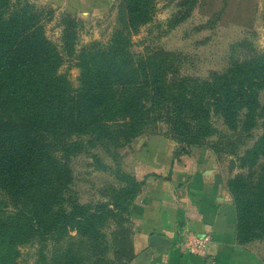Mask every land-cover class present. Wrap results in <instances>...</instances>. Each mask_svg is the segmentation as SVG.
Listing matches in <instances>:
<instances>
[{
  "label": "trees",
  "instance_id": "16d2710c",
  "mask_svg": "<svg viewBox=\"0 0 264 264\" xmlns=\"http://www.w3.org/2000/svg\"><path fill=\"white\" fill-rule=\"evenodd\" d=\"M126 4L127 30L151 21L152 0ZM52 15L29 0H0V236L18 245L36 234L47 238L84 230L98 256L95 241L102 221L129 212L142 183H131L113 207H80L55 216L52 207L67 197L72 185V158L91 143L122 147L144 131L152 116L171 124L183 148L201 144L210 134L212 106L215 111L244 106L251 117L257 112L264 60L254 61L255 78L248 87L242 80L210 103L191 101L169 88L155 61L129 60V37L118 30L109 47L93 43L80 49L81 85L75 89L59 69L65 57L78 54L79 23L71 16L62 19L60 51L46 34L45 21ZM259 182L252 192L242 175L231 181L236 238L243 245L264 238V183Z\"/></svg>",
  "mask_w": 264,
  "mask_h": 264
},
{
  "label": "rangeland",
  "instance_id": "374dc122",
  "mask_svg": "<svg viewBox=\"0 0 264 264\" xmlns=\"http://www.w3.org/2000/svg\"><path fill=\"white\" fill-rule=\"evenodd\" d=\"M29 1L52 11L45 21L46 34L60 51L62 19L71 16L78 20V54L65 57L59 69L75 89L81 85L80 49L93 43L97 48L109 47L118 30L129 37V60L137 64H145L147 58L155 61L164 70L169 88L191 101L210 103L236 89L242 80L248 87L254 61L264 60V0H152L151 21L136 30L125 27L126 0ZM261 65H257L259 73ZM258 93L259 108L252 117L244 106L220 111L212 106L210 134L189 148H183L185 144L173 135L171 124L159 116H152L144 131L122 147L115 148L113 142L87 145L72 158V185L67 197L52 207L53 215L80 207L94 211L103 204L113 207L131 183L143 185L149 176H158L150 173L142 178L141 168L151 169L152 158L164 166L160 170L155 165L163 173L159 177L177 178L173 171L179 165L187 171L184 182L203 183L204 177H214L230 193L231 181L242 175L243 184L254 192L255 183H264V87ZM152 154L156 156L151 158ZM134 200L129 212L122 210L102 221L95 241L98 256L84 230L47 238L36 234L18 245L3 235L0 264H95L96 258V264H144L135 244ZM245 246L250 247L245 252L248 261L264 262V238Z\"/></svg>",
  "mask_w": 264,
  "mask_h": 264
},
{
  "label": "crops",
  "instance_id": "0c3cea01",
  "mask_svg": "<svg viewBox=\"0 0 264 264\" xmlns=\"http://www.w3.org/2000/svg\"><path fill=\"white\" fill-rule=\"evenodd\" d=\"M154 159L151 169L141 168V175L142 178L150 173L158 176L145 179L133 203L135 244L140 250L138 256L143 255L144 264H202L200 257L179 246L185 232L209 234L211 250L217 254L219 264H264L248 261L246 253L250 247L237 241L236 209L225 183L214 177H204L203 183L184 182L187 171L179 165L173 171L177 178L159 177L163 173L155 165L162 170L163 164ZM153 234L169 237L172 246L162 252L152 249L149 238Z\"/></svg>",
  "mask_w": 264,
  "mask_h": 264
},
{
  "label": "built area",
  "instance_id": "2783aa9c",
  "mask_svg": "<svg viewBox=\"0 0 264 264\" xmlns=\"http://www.w3.org/2000/svg\"><path fill=\"white\" fill-rule=\"evenodd\" d=\"M180 244L189 254L200 257L202 264H219L217 254L211 250L212 238L209 234L185 232Z\"/></svg>",
  "mask_w": 264,
  "mask_h": 264
},
{
  "label": "water",
  "instance_id": "95a60500",
  "mask_svg": "<svg viewBox=\"0 0 264 264\" xmlns=\"http://www.w3.org/2000/svg\"><path fill=\"white\" fill-rule=\"evenodd\" d=\"M231 165L234 166L235 162L234 160H231ZM149 245L152 249H155L158 252L164 251L167 247L172 246V242L169 237L153 234L149 238ZM143 255L138 256V259L142 260Z\"/></svg>",
  "mask_w": 264,
  "mask_h": 264
}]
</instances>
